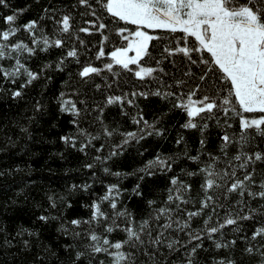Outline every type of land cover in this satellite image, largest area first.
Returning <instances> with one entry per match:
<instances>
[{"label": "snow or ice", "instance_id": "snow-or-ice-1", "mask_svg": "<svg viewBox=\"0 0 264 264\" xmlns=\"http://www.w3.org/2000/svg\"><path fill=\"white\" fill-rule=\"evenodd\" d=\"M34 3L20 22L32 5L0 0V94L32 98L25 122H14L17 140L67 117L73 130L59 141L91 160L82 164L90 180L70 188L90 195L84 215L65 216L71 201L46 193L39 229L0 230V264H264V0ZM152 139L176 147L153 148L131 172L108 166L130 147L143 157ZM97 166L115 178L100 180L99 194ZM51 221L58 236L45 242Z\"/></svg>", "mask_w": 264, "mask_h": 264}, {"label": "trees", "instance_id": "trees-1", "mask_svg": "<svg viewBox=\"0 0 264 264\" xmlns=\"http://www.w3.org/2000/svg\"><path fill=\"white\" fill-rule=\"evenodd\" d=\"M70 0H64V3H69ZM15 7H25L31 4L32 6L22 14L20 22L27 18H32L36 14V6L34 0H11ZM59 77H56L46 91L48 95H52L55 88H59ZM2 93V90H0ZM35 95V91L33 93ZM32 98H26L21 101H9L5 96L0 94V170L12 169L11 175L0 176V230L14 232L17 225L23 224L27 227L40 228V223L33 224L34 214L39 215L41 208L36 205L40 204L43 208L47 207L46 193H57L63 195L66 200L71 201V208L65 209V216L73 214L84 215L86 209L81 207V203L87 201L89 192L75 191L70 188L72 184H81L90 180L89 170L83 169L84 162H91L90 156H85L74 149L66 147L63 142L59 141V135L73 130L67 125V117L60 116L51 124L40 123L34 128L30 126V131L33 132V138L28 139L23 135L17 140L16 135L19 129L15 127V121L24 123V116L31 112ZM141 107L144 108L148 101H138ZM27 108V111L25 109ZM118 107L110 106L108 112L109 120L113 119L118 113ZM146 114L150 115V108H145ZM45 119H48L45 117ZM179 116L173 123V130L169 133V140L175 136L178 130ZM123 125H128L131 122L122 120ZM7 128V135H12L16 140L15 146L7 144L4 139L6 135L4 129ZM217 130L212 128L209 130V147L215 145ZM190 146L195 145L198 140V134L193 131L185 133ZM160 147L161 150L168 151L176 146L168 141H157L155 139L148 140L145 147L149 149L143 157L137 156L134 147H130L124 156L114 158L115 162H108V166L112 167L113 171L119 168L124 172H131L135 167H138L144 159H147L155 147ZM16 165L20 166V170L16 171ZM97 177L99 180L92 184L91 192L99 194L102 191L103 185L100 180L105 182L115 180L114 177L105 175L100 166H97ZM121 184L124 187L130 188L134 183L133 177H125L121 179ZM162 183V181H161ZM19 189V192L17 191ZM135 199V198H134ZM15 201L13 203L12 201ZM129 204L132 201H128ZM55 214V213H53ZM57 221H51L42 231V239L45 242H54L57 239L56 233ZM4 232L0 231V239ZM60 239H66L60 237ZM15 253V248L11 249ZM3 255L0 254V260ZM10 259V257H9Z\"/></svg>", "mask_w": 264, "mask_h": 264}]
</instances>
